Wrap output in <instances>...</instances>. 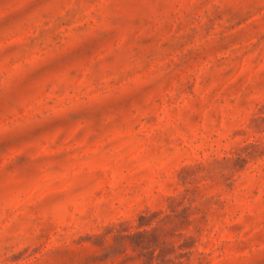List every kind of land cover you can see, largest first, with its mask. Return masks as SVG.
I'll return each mask as SVG.
<instances>
[{
	"label": "rangeland",
	"instance_id": "obj_1",
	"mask_svg": "<svg viewBox=\"0 0 264 264\" xmlns=\"http://www.w3.org/2000/svg\"><path fill=\"white\" fill-rule=\"evenodd\" d=\"M0 264H264V0H0Z\"/></svg>",
	"mask_w": 264,
	"mask_h": 264
}]
</instances>
